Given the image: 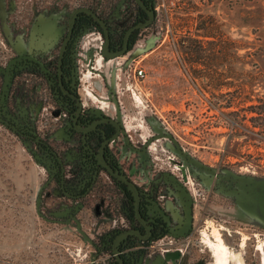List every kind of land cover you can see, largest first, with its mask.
Here are the masks:
<instances>
[{
    "label": "rangeland",
    "instance_id": "1",
    "mask_svg": "<svg viewBox=\"0 0 264 264\" xmlns=\"http://www.w3.org/2000/svg\"><path fill=\"white\" fill-rule=\"evenodd\" d=\"M150 1L156 17L139 30L131 49L110 58L107 66L109 71L119 67L125 78L124 84L113 78L121 84L119 100L114 96L121 133L106 145L107 158L138 186L142 213L162 229L169 252L188 238L203 263L215 264L206 238L215 242L216 232L229 264H264V214L256 206L264 190V131L249 118L255 115L253 106L264 101V0ZM90 2L0 0V104L5 93L19 101L15 108L7 105L16 114H0V264H114L112 238L136 225L118 181L100 170L94 172L92 191L84 192L85 209L72 210L78 198L59 199L62 182L72 174L64 172L68 165L56 171L47 154L54 151L60 161L64 151L74 152L79 145L82 152L92 139L72 133L74 112L52 91V82L39 83L24 71V63L13 69L36 56L56 60L69 13ZM49 14L59 27L55 37L43 28ZM78 36L69 43L65 67L66 79L83 99L87 83L97 80L92 86L106 87L101 61L108 58L100 55L96 41L97 49L83 56L82 66L75 64ZM135 66L144 70L140 79L132 75ZM11 70L13 76L20 73L9 91ZM81 110L82 120L104 116L87 105ZM229 121L242 124L230 126ZM181 190L191 207L186 233L179 231L185 215ZM52 198L51 207L68 208L45 216ZM92 202L100 207L92 208ZM241 206H248L252 217L234 216ZM124 238L121 254L134 262L156 255L157 249L147 247L161 237L147 243Z\"/></svg>",
    "mask_w": 264,
    "mask_h": 264
},
{
    "label": "trees",
    "instance_id": "2",
    "mask_svg": "<svg viewBox=\"0 0 264 264\" xmlns=\"http://www.w3.org/2000/svg\"><path fill=\"white\" fill-rule=\"evenodd\" d=\"M103 1L104 0H91V2L88 3L87 7L90 8L97 16H99V18L103 20L105 26L108 29V35H109L108 47L113 49L116 46L120 45L123 33L134 23H139L145 20L146 15L141 9L138 8L137 5H135V3L132 0H129L127 1V3L124 5L122 9L119 6L117 14L114 16L112 8L113 6L118 4L119 0H109V3L111 4L106 5V6H105V2ZM125 1L126 0H123V2ZM142 2L145 3L147 6H150L151 8H153L150 0H142ZM153 11L156 17V11L154 9ZM91 27L95 28L97 31H100L99 25L95 21H93L89 15H86L84 13H77L74 18L71 37H74L75 35L80 33L81 30L89 29ZM139 30L140 29H136L133 32H131L128 38V43H127L128 50L131 49L132 45L134 44L136 35L139 32ZM36 58L38 59V61H34V60L19 61L15 63V65L13 64L14 65L13 69L16 70V66H18L20 63H24L25 64L24 71L30 72L31 75L35 77L34 79H37L39 83L40 82L44 83V80L46 79L48 82H52V87H53L51 88L52 91L56 93L55 95L57 97L59 96L60 100L70 105V108H71L70 111L72 114L74 112V102L71 100L70 97H68L65 94H62L59 90V87L57 86L56 60L45 62L41 60L39 56H36ZM65 62H66V51L64 52L63 58H62L61 79H62V83L64 87L68 91H70L68 80L66 79V72H65L66 63ZM10 72L11 74L9 73L10 76L7 82V89H9V91L10 89H12L14 83H16L15 76L19 77L20 70L17 72L15 71V76H13L14 74L13 70H11ZM13 97L14 96L12 95H9L6 93L4 94V98L2 99L1 104H0V114L1 115L3 114L7 116V115H12V112L15 113L13 109H10L9 107H7V105L10 104V105H14L13 107L15 108V106L17 105V102H19L17 101L15 103L14 101L15 99ZM17 97L20 98V102H21L22 97L21 96H17ZM259 103L260 104L253 106V108L255 109L254 111L255 115L249 118L257 119L259 122H257L256 125L253 124L252 126L258 127L260 131H264V123H261V121L264 122V101L259 100ZM244 119H245L244 116L241 117V120H244ZM229 124L230 126H234V125L238 126L242 123H238L236 121H229ZM72 133H75V132L72 131ZM111 133H112V127L109 124L99 125L97 126V129L84 133L85 136H89V138L91 137L92 142L84 143V150H82V152H80L81 147L79 145L75 147L76 150L74 152L73 151L71 152L70 150L64 151L63 154L60 155L61 162L57 160V158L59 157L55 155L54 151L52 150H50L51 152L49 151L47 156L51 158L50 162L54 164L52 165V167H55L56 171L60 170L61 166H67V165L69 166V169H66V167L64 168V172L66 171L65 174L66 173L72 174L71 177L69 178L66 177L63 182L64 184L62 186L65 192H67L69 189L79 187L80 184L84 182V180L88 179L90 175L94 174V172L98 170H100L108 178H111L105 172V170L96 163L97 150L102 140L110 136ZM75 134L79 135L81 133H75ZM30 136H32V134H30ZM45 150H49V148L45 146L44 152ZM103 154H104L103 155L104 160L107 162V164H109L116 170L115 164L107 158L106 150H104ZM117 185L121 188L123 192L122 197L124 198L123 200L124 206L126 208V211L129 214L128 216L132 217L133 199L130 194V191L122 183L117 182ZM133 229L135 230V228ZM150 231L152 233L151 235L152 238H157L162 233V229H159L157 224L151 225ZM130 237L133 238V236H128V238ZM128 238L125 237L124 240L126 241L128 240ZM119 256L122 258L124 264H132L133 261L132 260L127 261L124 255L119 254ZM129 256H132V254H129ZM114 264L116 263L114 262Z\"/></svg>",
    "mask_w": 264,
    "mask_h": 264
},
{
    "label": "water",
    "instance_id": "3",
    "mask_svg": "<svg viewBox=\"0 0 264 264\" xmlns=\"http://www.w3.org/2000/svg\"><path fill=\"white\" fill-rule=\"evenodd\" d=\"M134 2L137 4V6L144 11V13L146 14V18L144 21H141L139 23H135L133 26L129 27L123 34V38H122V44L121 47L117 50H110L108 48V31L107 28L103 22L102 19H100L90 8L88 7H76L74 9L71 10V12L69 13L68 19H67V23H66V31H65V35L60 43V46L58 48V52H57V58H56V77H57V84L59 87V90L67 95L68 97L75 99L76 100V105H77V109H76V113L73 116V123L72 126L75 130L80 131V132H86L87 130L90 129V127H76V118L77 115L81 109V102L79 101V99L77 98V96H75L73 93L69 92L63 85L62 83V79H61V64H62V58H63V54L64 51L66 49V45L67 42L69 41V39L71 38V33H72V26H73V22H74V18L76 16L77 13H85L87 15H89L90 17H92L101 27L102 29V37H103V43H102V53L104 56L112 58L114 56L120 55V54H124L127 51V39L128 36L130 34V32L134 29H140V28H145L147 27L154 19V12L151 8L146 7L145 4L141 1V0H134ZM21 58V56L15 57L14 59H19ZM33 58V57H31ZM7 72V71H6ZM7 81V73H5L4 76V83L3 86H5ZM101 121H109L111 122L114 127L116 128V130H119V125L118 123L110 118V117H102L100 119ZM107 143V139L103 140L102 143L100 144L98 150H97V154H96V163L101 166L105 172L112 177L113 179L123 183L124 185H126L132 192L133 194V200H134V216L136 218V220L138 221V223L143 227L145 233L141 234L136 230H123L121 232H119L116 237L113 239L112 241V245H111V252L113 253V257H114V261L116 264H124L122 258L116 253V249H115V241L116 238L122 235H134L138 238H142V239H146L149 235H150V230H149V225H147L143 219V217L141 216V213L139 211V196H138V191L136 186L134 185V183L132 181H130L129 179H127V177H125L124 175L120 174L118 171H116L112 166H110L109 164H107V162L104 160V156H103V150L105 147V144ZM264 185V182L262 183ZM182 196L184 197V201H185V221L183 224V227L181 229L180 232H186L190 226H191V207L188 201V197L185 194V192H183V190H181ZM264 202V190L261 191L260 195L257 197V201H256V206L257 209L264 214V206L262 205V203ZM174 253H169L167 255H155L153 258V263L152 264H166L164 262L165 259H173ZM144 264H149V258H147L144 262Z\"/></svg>",
    "mask_w": 264,
    "mask_h": 264
},
{
    "label": "crops",
    "instance_id": "4",
    "mask_svg": "<svg viewBox=\"0 0 264 264\" xmlns=\"http://www.w3.org/2000/svg\"><path fill=\"white\" fill-rule=\"evenodd\" d=\"M55 18L56 17L53 14H49L45 18H43V20H44L43 28L46 30V32H47L46 35H48L49 37L50 36L55 37L57 35L58 29H59V27L57 25H55ZM33 29H34V27H33ZM97 39H98V35L94 30H92V29H85L84 30L83 34H81V36H80V43L78 46L77 56H79V59L76 58L75 64H77L78 66H82L83 56H85L89 52H93L95 49H97V43H96V41L98 42ZM49 45H50V43L47 45V47ZM101 60L102 59H100V61ZM101 62H102L101 64L105 67V70L102 72L103 73L105 72L104 76H106L108 78L105 81L106 87L105 86H98L97 84L92 86L93 82L98 83L97 80H93V82H89L85 85L86 89L84 90V94H86V96L83 95L84 98L82 99L79 92H78V96H79V99L83 105H87L88 108H91L94 110H100L104 116L112 117L121 126V123L119 122V115L120 114L118 115L119 112L117 111L118 109H116L117 108L116 101L118 103V100H119V95H117L119 93H117L116 88H118V85L124 84V82H125L124 81L125 78H124L123 73H122L123 71H122V69H120L119 67H116V66H113L112 70L109 71L107 66H109V64H111L110 58H108V61L106 60V61H101ZM121 73H122V76H120ZM115 77H118V79L121 80V84L120 83L115 84V81L113 79ZM109 90H112V92H113V98H111V100H109V98H108ZM114 96L115 97L117 96L118 100L114 99ZM128 100L130 103L135 104V102L130 97H128ZM131 138H133V137H131ZM38 192L39 191L36 189L35 194H37ZM51 196H52V194H51ZM43 199H44V194H43L42 200ZM44 200L46 201V199H44ZM48 200H49L48 202L50 205H48V207H45V209H44L45 216H48V215H46V213H48V212L49 213L50 212H57L58 213L59 211L63 212L68 208L67 206L63 207L64 209L58 208L57 206L60 204L59 199H57L58 200V204H56L57 208L51 207L52 204L50 203V201H52L53 198L48 199ZM56 202L57 201H54V203H56ZM34 208L36 209L35 203H34ZM249 210H250V208L248 206L246 208H243L241 206L238 209L239 212L235 211L234 216H237L240 214L244 218L252 217L251 212ZM59 213H61V212H59ZM53 217L54 216L52 215V217H50V219H53ZM190 244L191 243H190L189 239L187 238L186 240H184L183 244H181V245L179 244L178 246H176L175 249H173V251H171V253H174L175 257L172 259L171 262L168 261V264H205V262L203 263V261H202L201 255H199V253L194 251L195 249H193V247L191 248ZM154 256H155L154 253L150 254L149 264L153 263Z\"/></svg>",
    "mask_w": 264,
    "mask_h": 264
},
{
    "label": "flooded vegetation",
    "instance_id": "5",
    "mask_svg": "<svg viewBox=\"0 0 264 264\" xmlns=\"http://www.w3.org/2000/svg\"><path fill=\"white\" fill-rule=\"evenodd\" d=\"M123 0H120L118 3L120 4L121 2H122ZM133 2H134V0H132ZM142 1V0H141ZM123 3V2H122ZM135 3V2H134ZM145 4V3H144ZM87 5L88 4H86V7H87ZM135 5H137L136 3H135ZM83 6H85L84 4H83ZM145 6L146 7H149V8H151L150 6H147L146 4H145ZM81 7V6H80ZM118 4H116L115 6H113V8H112V11H113V15L115 16L116 14H117V11H118ZM139 8V7H138ZM140 9V8H139ZM152 10L154 9V7L153 8H151ZM143 11V10H142ZM144 12V11H143ZM154 12V11H153ZM85 14V13H84ZM87 15V14H86ZM146 15V14H145ZM99 17V16H98ZM92 18V17H91ZM146 18V17H145ZM154 18H155V14H154ZM101 19V18H100ZM92 20L93 21H95L93 18H92ZM154 20V19H153ZM144 21V20H143ZM96 22V21H95ZM97 23V22H96ZM116 23V22H115ZM98 24V23H97ZM135 24V23H134ZM133 24V25H134ZM99 25V24H98ZM133 25H131V26H133ZM130 26V27H131ZM99 28H100V31H97L95 28H89V29H92V30H94L96 33H97V35H98V44H99V51H100V55L103 57V58H109V57H106V56H104L103 55V53H102V43H103V37H102V29H101V27L99 26ZM107 28V27H106ZM140 29H142V28H140ZM85 30V29H84ZM84 30H81V32L80 33H78L79 34V36L77 37V40H78V42L80 41V36H81V34H83V32H84ZM134 30H136V29H134ZM134 30H132L131 32H133ZM107 31H108V29H107ZM131 32H130V34H131ZM124 34V33H123ZM130 34H129V36H130ZM76 36V35H75ZM74 36V37H75ZM129 36H128V38H129ZM74 37H71L70 39H69V41L67 42V45H66V49H65V51H66V64H67V62H68V60H69V58L67 57V53H68V46H69V43L71 42V41H73V39H74ZM108 38H109V35H108ZM122 38H123V35H122ZM122 38H121V43H120V45L119 46H116L115 48H113V49H111V48H109L110 50H117V49H119L120 47H121V44H122ZM127 41H128V39H127ZM108 42H109V39H108ZM74 43V42H73ZM73 43H70V44H73ZM97 44V45H98ZM98 47V46H97ZM128 50V49H127ZM64 51V52H65ZM121 55V54H120ZM118 56V55H117ZM57 57V56H56ZM115 57V56H114ZM34 61H37L36 60V58L34 59ZM66 68V67H65ZM66 75L68 76V71H67V68H66ZM67 78V77H66ZM68 80V85H69V88H70V91L69 92H71V93H73L75 96H77V98L79 99V96H78V94L76 93L77 91V89H75L74 88V85H73V81L70 79H67ZM57 86H58V84H57ZM61 92V91H60ZM76 94H75V93ZM62 93V92H61ZM63 94V93H62ZM71 100L74 102V114H73V116L75 115V113H76V109H77V105H76V100L75 99H72L71 98ZM79 101H80V99H79ZM81 102V101H80ZM81 108H82V104H81ZM80 111H81V109H80ZM80 111H79V113H78V115H77V118H76V127H90V129L89 130H87L85 133H87V132H89V131H93L94 129H97V126H99V125H102V124H109L111 127H112V133H111V135L110 136H108L107 138H104L103 140H106L107 139V143L105 144V147H106V145L108 144V142L109 141H114L117 137H118V135L121 133V127H120V125H119V123H118V125H119V130H116V128L114 127V125L111 123V122H109V121H101L100 119L102 118V117H98V118H92V119H81V117H80ZM103 117H109V116H103ZM110 118H112V117H110ZM113 119V118H112ZM72 123H73V117H72V121H71V128H73V126H72ZM82 134V133H81ZM102 140V141H103ZM102 143V142H101ZM105 147H104V150H105ZM133 149L135 148V147H132ZM135 149H137V148H135ZM104 150H103V152H104ZM138 150V149H137ZM135 151V150H134ZM104 155V154H103ZM133 162H135V161H133ZM127 177V176H126ZM112 178V177H111ZM127 179H129L130 181H132L133 183H134V185L136 186V188H137V191H138V196H139V211H140V213H141V216L143 217V219H144V221H145V223L147 224V225H149V230H151V225H155V224H152L150 221H148L147 220V218L145 217V214H143L142 213V201H141V197H140V190L138 189V186L136 185V183L133 181V180H131L129 177H127ZM115 180V179H114ZM119 182V181H118ZM119 183H121V182H119ZM123 184V183H122ZM126 186V185H125ZM126 188H128L127 186H126ZM128 190L130 191V194H131V196H132V198H133V194H132V192H131V190L128 188ZM133 209H134V200H133ZM172 212H173V210H172ZM129 217H131V216H129ZM132 218H134V222H135V224L136 225H134V227H132L131 229H126V230H134L133 228H135V230L136 231H138L139 233H141V234H143V233H145V231H144V229H143V227L138 223V221L136 220V218H135V216H134V211H133V214H132ZM172 219V218H171ZM184 221H185V215H184V219H183V221H182V226H181V228L179 229V231H181V229H182V227H183V224H184ZM164 231V230H163ZM188 231V230H187ZM186 231V232H187ZM186 232H183V233H186ZM163 232L160 234V236H158L157 238H159V237H162L163 235ZM151 235H152V233H151V231H150V235L146 238V239H142V238H138V237H136V236H134L133 235V238H138L139 240H141L142 242H148V241H150V240H152V239H154V238H152L151 237ZM131 236V235H130ZM171 253V252H170ZM172 261V259H170V262ZM164 262L166 263V264H168V262H166L165 260H164Z\"/></svg>",
    "mask_w": 264,
    "mask_h": 264
},
{
    "label": "built area",
    "instance_id": "6",
    "mask_svg": "<svg viewBox=\"0 0 264 264\" xmlns=\"http://www.w3.org/2000/svg\"><path fill=\"white\" fill-rule=\"evenodd\" d=\"M81 7H86V6H83L81 5ZM132 75L133 77H136L138 79L142 78L144 76V70L141 66H135L133 67V70H132ZM81 113H82V110L80 111V117H81ZM71 131L73 132H76V133H82V135H84L85 132H80V131H77L75 130L74 128H70ZM95 175L92 174L89 176L88 179H86L84 182H82V184L80 185V187H77V188H73V189H69L67 192L64 191L63 189V186H62V189H61V194L59 195V199H61V197H68V196H72L75 198V200L78 198V200L74 203V205L72 206V210H75L77 212H80V210H83L85 209V201L84 203L81 201L83 196H84V192L86 189H88L90 192L92 191V186L93 184L95 183V179H94ZM117 181V180H116ZM64 183L62 182L61 185H63ZM54 186V185H53ZM55 189H52V194L54 193ZM151 195H149L150 197ZM81 198V199H79ZM84 200V199H83ZM96 200V199H95ZM94 200V201H95ZM93 201V202H94ZM93 202L90 203V205L92 206V208L98 206V208L100 207L99 206V203L97 205H93ZM162 215V211H158L157 213V216H161ZM145 217L147 218L148 221L151 222L149 216L147 213H145ZM123 230H126V229H122L120 230L119 232L123 231ZM117 232L114 237L112 238L111 240V244H110V253L113 257V253L111 252V245H112V241L113 239L116 237V235L119 233ZM125 236H130V235H122V236H119L116 238V241H115V249H116V253L119 255L121 254V249L119 248V242H121V240H123V238ZM133 236V235H131ZM164 237H161L159 238L157 241H155V244L154 245H149L147 248H152V249H157L155 250V254L156 255H167L169 254L170 250H168L167 248H165L166 246H163V243H162V239ZM155 246V247H154ZM114 258V257H113ZM149 258V254L147 255H144V256H140L139 258H137V260H134L133 264H144L145 260ZM166 262L170 261V259H165Z\"/></svg>",
    "mask_w": 264,
    "mask_h": 264
},
{
    "label": "bare ground",
    "instance_id": "7",
    "mask_svg": "<svg viewBox=\"0 0 264 264\" xmlns=\"http://www.w3.org/2000/svg\"><path fill=\"white\" fill-rule=\"evenodd\" d=\"M214 236L215 242L206 238V244L216 256L215 264H229L230 256L224 247L221 237L216 232Z\"/></svg>",
    "mask_w": 264,
    "mask_h": 264
}]
</instances>
